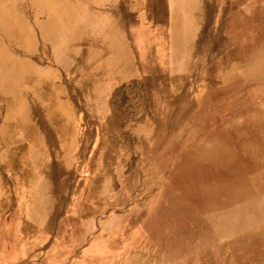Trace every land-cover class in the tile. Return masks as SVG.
Returning <instances> with one entry per match:
<instances>
[{
  "label": "rangeland",
  "instance_id": "obj_1",
  "mask_svg": "<svg viewBox=\"0 0 264 264\" xmlns=\"http://www.w3.org/2000/svg\"><path fill=\"white\" fill-rule=\"evenodd\" d=\"M182 1L0 0V88L16 89L14 97L24 104L26 91L31 94L35 125V143L22 135L25 127L18 133L0 128V183L4 192L10 189L5 179L18 176V189L38 209L51 203L58 210L51 221L41 212L28 214L33 228L19 223L12 235L2 229L0 264H264V0ZM159 4L156 27L160 23L163 42L172 31L197 37L187 75L189 98L162 117L161 130L167 132L147 149L141 164L129 159L108 166L85 159L65 164L64 152L71 150L59 134L42 131L52 119L43 101L47 88L55 89L49 96L54 120L69 116L63 97L74 95L60 65L66 54L57 52L64 34L90 29V13L113 12L121 19L115 26L131 28L137 22H127L126 15L157 13ZM68 38L66 46L73 40ZM15 62L27 73L18 81L11 73ZM76 105L90 114L89 100ZM71 119L83 123L81 117ZM20 124L25 125L23 119ZM68 135L71 140L83 136ZM14 138L17 157L10 171L5 165L13 160L3 154ZM88 151L83 150L85 156ZM90 189L99 211L83 215L81 223L97 222V227H56L71 196ZM75 236L82 237L81 244H75Z\"/></svg>",
  "mask_w": 264,
  "mask_h": 264
},
{
  "label": "crops",
  "instance_id": "obj_2",
  "mask_svg": "<svg viewBox=\"0 0 264 264\" xmlns=\"http://www.w3.org/2000/svg\"><path fill=\"white\" fill-rule=\"evenodd\" d=\"M160 12L159 4L157 13H139L140 16L137 15L136 19L126 15L127 22L131 19L137 22L133 23L131 28L129 23L125 26H115L114 21L121 19H116L113 12L90 13L86 17L90 22V29H82L70 36L64 34L63 44L61 43L57 52L66 54L59 57L63 59L60 65L69 76L70 83H73L74 95L73 98L63 97L64 110L66 109L69 116L63 121L59 118L51 122L52 119H49L48 123H43L42 131L59 134L63 147L72 151L64 152L65 159L69 160L65 164H71L72 159L74 163L78 160L82 163L85 159L86 163L106 166L125 163V159H129L128 163L133 165L141 164L147 149L151 148L153 142L161 139V133L167 132L161 130L162 117H169L172 108L176 110L175 106L179 101L189 98L187 85L192 83L188 82L187 75L193 66V46L197 37L195 34L188 33L184 36L172 31L169 39L163 42L160 39V23H157L156 27V21L160 22ZM66 37H69V40L73 38L69 42L67 40V46L64 44ZM189 90L193 91L191 87ZM46 91L53 93L55 89L49 86ZM44 96L45 106L50 110L53 105L49 96H46L47 99ZM83 98L90 101L89 115L83 113L82 107L76 105V101ZM161 102L166 103L161 105ZM32 106L33 99L27 91L24 104L0 88L1 131L18 133L23 132L22 128L25 127L24 130L32 136L35 131L33 115L29 113ZM20 111H23V114ZM70 117H74V120L81 117L83 123L76 125ZM21 119L25 123L24 126L20 124ZM71 133H82L83 136L75 135L71 140L68 135ZM14 141L5 143L7 151L3 154L9 155L10 160H13L5 165L10 171H14L17 157L18 139L14 138ZM25 142L27 145H33L27 138ZM12 143L16 145L8 148ZM87 148L89 153L85 156L83 150ZM17 171L16 169V174ZM109 172L106 168L105 173ZM17 177H3L8 180L5 182L6 187L10 186V189L7 188L4 192L5 184L0 183V232L8 228L11 234L12 229L19 228V223L21 228H33V221H28L32 215L28 214L41 212L44 214L43 220L47 218L51 221L50 214L58 211L50 202L38 209L31 196L23 195L18 189ZM90 191L74 193L71 196L70 202L61 210L66 217L59 220L56 227L75 230L97 227V222H84L89 223V226H83V222L81 223L83 215L89 218L88 215L99 211L98 205L93 201L97 195L92 193L91 189ZM23 196L27 197L25 204L22 202ZM12 201L15 203L12 204ZM3 212H8L9 218H3ZM19 213L22 216L20 221ZM75 238V244H81L82 237Z\"/></svg>",
  "mask_w": 264,
  "mask_h": 264
},
{
  "label": "bare ground",
  "instance_id": "obj_3",
  "mask_svg": "<svg viewBox=\"0 0 264 264\" xmlns=\"http://www.w3.org/2000/svg\"><path fill=\"white\" fill-rule=\"evenodd\" d=\"M179 1H181V5H182V3H183V1L182 0H179ZM172 3V2H171ZM203 3H204V1H203ZM174 4V3H173ZM176 6V5H175ZM147 7V6H146ZM205 7H206V5L205 6H203L202 7V10H203V13L205 12ZM176 9V8H175ZM174 9V10H175ZM237 10V9H236ZM154 11V10H153ZM208 23V22H207ZM174 33L175 34H177V33H179L178 31H174ZM246 49V48H245ZM249 50V49H248ZM240 54V53H239ZM247 55V54H246ZM124 59V58H123ZM189 60V59H188ZM210 62V61H209ZM116 63H114V65H115ZM118 65H120V64H118ZM10 66H11V73H12V75L14 76V78H15V80L16 81H18V80H20L22 77H24V76H26L27 75V73L25 72V70H24V67H22L19 63H17V62H15V63H11L10 64ZM105 66H107V65H105ZM114 68V67H113ZM44 70V69H43ZM120 72V71H119ZM110 74V73H109ZM113 74V73H112ZM117 76V75H116ZM2 77V76H1ZM102 83V82H101ZM98 84H100V83H98ZM110 85V84H109ZM34 87V86H33ZM35 88V87H34ZM96 88V87H95ZM98 88V87H97ZM99 88H101V87H99ZM157 89V88H156ZM16 91V92H15ZM94 91V90H93ZM127 91H128V89H127ZM10 94H12L13 96L15 95V96H17L18 97V94H17V90L16 89H9V91H8ZM96 92V91H95ZM95 92H93V93H95ZM52 93L51 92H47V94L44 96V97H46V96H50ZM95 95V94H94ZM106 95V94H105ZM109 95V94H108ZM127 96V95H126ZM125 96V97H126ZM102 98V97H101ZM110 99V98H109ZM121 99V98H120ZM104 100V99H103ZM45 103V102H44ZM103 105V104H102ZM48 112H49V114H50V116H52V119H53V116H54V114L50 111V110H48ZM178 113V112H177ZM158 119V118H157ZM202 128V127H201ZM35 132V131H34ZM34 132H33V134H32V136H31V133H30V135H29V133H27L26 132V130H24V133L22 134L23 136H25V137H27V138H31V140L35 143V135H34ZM192 143V142H191ZM263 149V148H262ZM0 151H2V150H0ZM202 152V151H201ZM182 154V153H181ZM26 172V170H23V172L21 173L22 174V176H23V174ZM27 173H29V172H27ZM25 175H26V173H25ZM191 178V177H190ZM204 184V183H203ZM182 187V186H181ZM212 187V186H211ZM197 188V187H196ZM191 189V188H190ZM91 192V191H90ZM240 192V191H239ZM237 193V192H236ZM241 193V192H240ZM82 198V197H81ZM158 209V208H157ZM165 210V209H164ZM168 211V210H167ZM198 211V210H197ZM131 215V214H130ZM1 216V215H0ZM166 216V215H165ZM237 216V215H236ZM235 216V217H236ZM245 216V215H244ZM243 216V217H244ZM234 217V218H235ZM242 217V218H243ZM194 229V228H193ZM137 231V230H136ZM10 237V236H9ZM259 237V236H258ZM99 240V239H98ZM54 247V246H53ZM120 254V253H119ZM6 255V254H5ZM46 259V258H45ZM69 264V263H68Z\"/></svg>",
  "mask_w": 264,
  "mask_h": 264
}]
</instances>
